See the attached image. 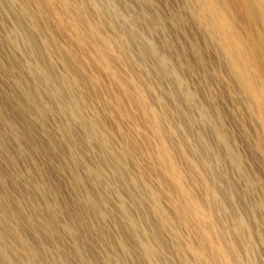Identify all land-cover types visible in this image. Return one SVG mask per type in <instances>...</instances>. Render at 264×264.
<instances>
[{
	"label": "rangeland",
	"instance_id": "rangeland-1",
	"mask_svg": "<svg viewBox=\"0 0 264 264\" xmlns=\"http://www.w3.org/2000/svg\"><path fill=\"white\" fill-rule=\"evenodd\" d=\"M224 1L0 0V264H264V1Z\"/></svg>",
	"mask_w": 264,
	"mask_h": 264
},
{
	"label": "bare ground",
	"instance_id": "bare-ground-1",
	"mask_svg": "<svg viewBox=\"0 0 264 264\" xmlns=\"http://www.w3.org/2000/svg\"><path fill=\"white\" fill-rule=\"evenodd\" d=\"M43 1H46V3H48V0H43ZM61 1V3L63 4V6L65 7V8H68L69 7V5H70V0H60ZM208 1V5H214V3L216 2V0H207ZM264 1V0H263ZM224 4L226 5V6H228L229 5V1L228 0H226V1H224ZM209 9H212V7H209ZM83 20V18L81 19V21ZM90 35H91V37H93L94 39H98V37L100 36V30H99V28H97V26H95V25H93V24H90ZM225 43H227V42H225ZM183 195V198H184V200H186V203L188 202V198H189V196H188V194H186V193H183L182 194ZM137 231V230H136ZM137 233V232H136ZM4 239V238H3ZM147 249V248H146Z\"/></svg>",
	"mask_w": 264,
	"mask_h": 264
}]
</instances>
